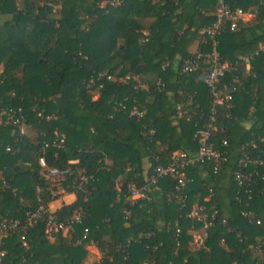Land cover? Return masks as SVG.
I'll use <instances>...</instances> for the list:
<instances>
[{
	"label": "trees",
	"instance_id": "16d2710c",
	"mask_svg": "<svg viewBox=\"0 0 264 264\" xmlns=\"http://www.w3.org/2000/svg\"><path fill=\"white\" fill-rule=\"evenodd\" d=\"M216 1L0 0V110L19 109L25 123L22 135L0 126V222L24 227L3 238L0 264H82L87 246L104 253L103 264H264V2L226 0L252 19L215 38L228 66L216 86L232 96L215 108L209 137L225 155L219 175L208 164L189 168L183 207L168 177L149 187L148 201L128 199V185H144L170 154L196 151L194 135L211 107L209 88L197 80L210 63L201 32ZM197 52L198 70L183 74V61ZM133 108L141 118L129 115ZM245 160L262 164L242 167ZM51 168L66 174L45 179ZM238 171L250 174L242 187ZM61 194L74 202L50 212ZM38 204L44 212L28 225ZM193 206L214 212L197 245L192 232L201 224L187 217ZM49 216L67 226L65 236L49 241Z\"/></svg>",
	"mask_w": 264,
	"mask_h": 264
},
{
	"label": "built area",
	"instance_id": "2783aa9c",
	"mask_svg": "<svg viewBox=\"0 0 264 264\" xmlns=\"http://www.w3.org/2000/svg\"><path fill=\"white\" fill-rule=\"evenodd\" d=\"M159 1V0H154ZM259 3H263L264 0H258ZM120 2V0H102L101 6L109 4L116 5ZM46 5L48 7H53V3L51 0H47ZM245 13L238 8H230L227 4L226 0H217L214 12V21L210 26L206 27L201 33L204 35L211 44V51L208 55L210 59V63L207 69V72L202 73L197 77V80L203 84H205L210 90V100L211 107L209 109V118L208 121L202 126L200 130L196 132L194 135L196 139L197 148L194 154L190 155L184 152H175L169 155L166 164L156 165L151 175L148 177L146 183L138 188H136L133 184L128 185V199L130 201L142 200L148 201L147 192L150 186L155 185V183L165 177L171 178L175 181V194L172 195L173 199H175L180 206H184V201L186 196L184 195V190L187 184L192 182V179L186 177V171L197 165V164H208L210 167V171L212 175L218 176L220 170L223 167L225 162L224 152L215 149L212 143L209 141V137L212 131H214V115L216 107H228L229 103L232 100V96L230 93H224L220 91L216 84L218 79L223 76V74L228 70V66L225 63H220L217 54L215 52V38L220 36L225 32H235L237 30V26L241 18ZM205 56V55H204ZM202 58V54L197 52L195 56L185 59L182 63V73L183 74H192L198 70L199 61ZM245 68L247 69L246 60H244ZM105 78L108 81H114L110 76L98 74L96 80H100ZM129 77H125V80H128ZM132 80L136 81L135 77H132ZM236 80L233 81L235 83ZM138 87L140 84H138ZM233 88L231 87V91ZM144 112L138 111L136 109H132L130 111V116L135 119H139L142 117ZM182 113H178V117L181 116ZM37 116L43 118L45 121L52 120L53 117L51 115L44 116L41 112H37ZM0 126H11L18 130V134L22 135L25 129V123L23 117L21 116L20 110H12V109H1L0 110ZM63 138L59 137V143H62ZM261 141V140H260ZM224 145V143H223ZM5 151H9L10 147L5 146ZM242 167H245L246 164L252 165H261L262 161H241ZM38 164L40 167L44 168V163L42 159L38 160ZM66 174V170H58L55 168L46 169L42 175L45 179L48 180H58L62 179V177ZM82 183L86 182L85 177H80L79 179ZM234 181L236 182L238 187L244 186L246 183L250 181V174H243L238 171L234 175ZM263 188L262 193L264 194V179L262 180ZM209 197L211 195H208ZM44 212L43 206L38 204L33 211L27 213L26 223L28 225H32L35 223L36 219ZM214 212L208 214L204 207L202 206H193L188 213L187 217L193 219L196 223L201 224V234L199 238V243H201L206 237V229L211 226V219L213 218ZM242 216L245 218H249L251 216L250 212L242 213ZM79 218L77 215H74L69 223L73 221H78ZM258 224V222H255ZM24 228L19 224L17 220H3L0 222V259L4 255V251L2 249L3 246V238L9 231H17ZM67 229V226L63 223H57L53 220L51 216L48 217L45 227V234L49 239L53 234L57 232H62ZM84 232H86L84 230ZM174 232L177 236L179 228L176 224H174ZM84 236L81 238L83 239ZM23 241V238L21 237ZM222 243V241H220ZM24 245V242L22 243ZM178 245L175 238V246ZM104 253H99L98 259L95 261L97 264H103Z\"/></svg>",
	"mask_w": 264,
	"mask_h": 264
},
{
	"label": "crops",
	"instance_id": "0c3cea01",
	"mask_svg": "<svg viewBox=\"0 0 264 264\" xmlns=\"http://www.w3.org/2000/svg\"><path fill=\"white\" fill-rule=\"evenodd\" d=\"M252 15H253V12H247L243 15V17L241 18L240 22L241 23H246V22H249L250 19H252ZM260 49H262L261 46H259ZM196 49V45L194 44L192 47H191V51L192 53L195 51ZM95 99V98H94ZM75 200V197L73 194H61L56 200H54L53 202H51L49 205H48V210L50 212H54L56 211L58 208H60L61 205H69L71 203H73ZM66 234V230L65 231H62L61 232V235L62 236H65ZM200 234H201V231L200 232H192V244L193 245H197L199 244V238H200ZM53 235L49 238V241H52L53 240ZM86 257L83 261L82 264H93L99 257V252L97 251L96 248H94L93 246H87L86 247Z\"/></svg>",
	"mask_w": 264,
	"mask_h": 264
},
{
	"label": "rangeland",
	"instance_id": "374dc122",
	"mask_svg": "<svg viewBox=\"0 0 264 264\" xmlns=\"http://www.w3.org/2000/svg\"><path fill=\"white\" fill-rule=\"evenodd\" d=\"M2 21H3V19L0 18V23H1ZM94 98H95V97H93V99H94Z\"/></svg>",
	"mask_w": 264,
	"mask_h": 264
}]
</instances>
